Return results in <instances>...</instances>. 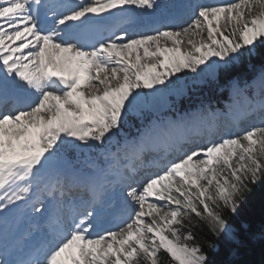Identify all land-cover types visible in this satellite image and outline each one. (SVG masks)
<instances>
[{
    "label": "snow or ice",
    "instance_id": "obj_1",
    "mask_svg": "<svg viewBox=\"0 0 264 264\" xmlns=\"http://www.w3.org/2000/svg\"><path fill=\"white\" fill-rule=\"evenodd\" d=\"M259 46L264 0H0V264H211L193 229L230 236L264 180V116L233 132L264 113V69L230 81L245 110L123 130L178 73L215 80Z\"/></svg>",
    "mask_w": 264,
    "mask_h": 264
},
{
    "label": "trees",
    "instance_id": "obj_2",
    "mask_svg": "<svg viewBox=\"0 0 264 264\" xmlns=\"http://www.w3.org/2000/svg\"><path fill=\"white\" fill-rule=\"evenodd\" d=\"M261 69H264V46H259L254 56L243 58L228 72L219 73L217 82L196 87L177 106L180 109L193 107L208 101L211 96L222 100L231 86V80H247ZM132 126L139 127L136 118L132 119ZM225 218L228 225L236 230V241L224 235L216 238L206 227L193 229L197 242L204 245V250L208 252L211 264H264V180L251 185V192L240 203L236 213L226 212ZM205 241H212L215 249H208Z\"/></svg>",
    "mask_w": 264,
    "mask_h": 264
},
{
    "label": "rangeland",
    "instance_id": "obj_3",
    "mask_svg": "<svg viewBox=\"0 0 264 264\" xmlns=\"http://www.w3.org/2000/svg\"><path fill=\"white\" fill-rule=\"evenodd\" d=\"M257 11H259V9H257ZM224 24H225V21H224ZM177 76H183L184 79L176 85L175 93L172 95V99H177V98L183 97L188 93L189 90H193L196 87L204 86L206 84L209 85L210 83L215 82L218 78V76H217V78L215 80H212L210 78L200 79V78L195 77V74L189 72L187 69H185L184 72H182V73H178ZM172 79H176V77H173ZM184 83L186 85V88H183ZM145 91H147V90L145 89ZM170 108H171V105H169L168 111H166V112H169ZM166 112H164V113H166ZM141 113H154V114H156L155 109L153 107L151 110L146 109V110H143ZM164 113H162L161 116H163ZM140 115H131V116L138 117ZM156 117H157V115H156ZM158 118H159V116H158ZM258 118L261 120L260 117H258ZM118 139L121 141L123 139V137H118ZM112 150L115 151V147H113ZM93 155H95V154H93ZM101 162L103 163V161H101ZM73 163L77 168H82L86 172L90 171L87 168V165L84 163L83 157L81 158V161L79 163H77L76 161H73ZM229 228L231 230V233H230V236H228V238L233 240V241H236L237 240L236 230L231 226H229Z\"/></svg>",
    "mask_w": 264,
    "mask_h": 264
},
{
    "label": "bare ground",
    "instance_id": "obj_4",
    "mask_svg": "<svg viewBox=\"0 0 264 264\" xmlns=\"http://www.w3.org/2000/svg\"><path fill=\"white\" fill-rule=\"evenodd\" d=\"M63 1V0H62ZM186 0H182V2H185ZM76 2V0H74L73 2H70V3H75ZM223 2H228V0H192V2L191 3H199V4H215V3H223ZM221 24L223 25L224 24V21L222 20L221 21ZM105 35H107V33L105 34ZM17 43H19V41L17 42ZM185 50H187V48L185 47ZM25 51H27V49L25 50ZM183 88H186V85H185V83H184V85H183ZM147 90V89H146ZM145 91V90H144ZM149 90H147V91H145V92H148ZM175 93V89L174 90H172L171 92H169V93H167V94H165L163 97H161V98H159L158 100H156L155 102H153V105H152V107L155 109V113H156V115H157V113L159 114V116H161V114L162 113H164V112H166L167 111V109H168V107H169V105H170V101H171V97H172V95ZM241 97V96H240ZM239 97V98H240ZM242 106H247L246 104H244V105H242ZM247 107H245V109H246ZM165 114V113H164ZM156 119H158V115H157V118ZM242 131H244L242 128L241 129H239V130H237L236 132H242ZM152 153H154V154H157V155H161V154H163V152L161 151V152H159V153H157V152H152ZM129 211H131V209H129ZM106 224H108V226L111 224V223H106ZM107 226V227H108Z\"/></svg>",
    "mask_w": 264,
    "mask_h": 264
}]
</instances>
